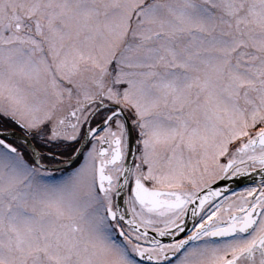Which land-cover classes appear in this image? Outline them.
I'll use <instances>...</instances> for the list:
<instances>
[{
	"label": "snow or ice",
	"instance_id": "6c2138e0",
	"mask_svg": "<svg viewBox=\"0 0 264 264\" xmlns=\"http://www.w3.org/2000/svg\"><path fill=\"white\" fill-rule=\"evenodd\" d=\"M0 264H264V0H0Z\"/></svg>",
	"mask_w": 264,
	"mask_h": 264
},
{
	"label": "flooded vegetation",
	"instance_id": "af4514ba",
	"mask_svg": "<svg viewBox=\"0 0 264 264\" xmlns=\"http://www.w3.org/2000/svg\"><path fill=\"white\" fill-rule=\"evenodd\" d=\"M57 176H59V173H57ZM186 219H187V228H188L189 231H191V229L193 227L192 217L189 215ZM186 235H187V233H182L180 236L176 237V239L185 238ZM162 239H163V242H165V243H171L172 242V238L171 237H164Z\"/></svg>",
	"mask_w": 264,
	"mask_h": 264
}]
</instances>
